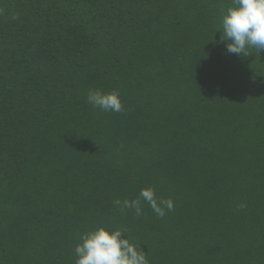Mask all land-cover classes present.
Wrapping results in <instances>:
<instances>
[{"label": "trees", "instance_id": "trees-1", "mask_svg": "<svg viewBox=\"0 0 264 264\" xmlns=\"http://www.w3.org/2000/svg\"><path fill=\"white\" fill-rule=\"evenodd\" d=\"M230 4L0 0V264H75L97 226L149 264H264V52L226 51ZM147 186L173 211L113 206Z\"/></svg>", "mask_w": 264, "mask_h": 264}, {"label": "clouds", "instance_id": "clouds-1", "mask_svg": "<svg viewBox=\"0 0 264 264\" xmlns=\"http://www.w3.org/2000/svg\"><path fill=\"white\" fill-rule=\"evenodd\" d=\"M217 30L221 32L220 40L225 43L229 54L242 58L253 53L260 56L264 52V0H231L215 32ZM87 102L106 112L120 113L124 110L116 90L89 89ZM141 200L147 202L160 217L174 209L173 200H157L155 189L151 186L142 188L139 197L131 201L127 198L115 199L113 206L121 212L134 210L139 217L143 214ZM74 251L75 264H149L140 242L132 240L127 230L121 228L97 226L81 232Z\"/></svg>", "mask_w": 264, "mask_h": 264}]
</instances>
